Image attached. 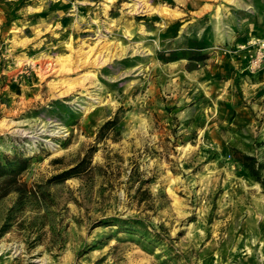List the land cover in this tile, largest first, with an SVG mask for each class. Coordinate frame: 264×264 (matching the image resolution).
<instances>
[{"label":"rangeland","instance_id":"374dc122","mask_svg":"<svg viewBox=\"0 0 264 264\" xmlns=\"http://www.w3.org/2000/svg\"><path fill=\"white\" fill-rule=\"evenodd\" d=\"M19 159L41 196L0 197V264H264V0H0Z\"/></svg>","mask_w":264,"mask_h":264},{"label":"trees","instance_id":"16d2710c","mask_svg":"<svg viewBox=\"0 0 264 264\" xmlns=\"http://www.w3.org/2000/svg\"><path fill=\"white\" fill-rule=\"evenodd\" d=\"M119 120H107L99 129L97 141L102 140L106 134L115 129ZM97 151L96 146H91L87 149L86 153L82 158L77 160L75 163L70 165L68 168L62 172L50 177L48 183H62L71 179L73 177H86L88 175H94L97 166L93 165V155ZM246 161H254V158L250 156H245ZM61 158L54 159V162L60 161ZM5 164L0 163V197H5L11 192H16L19 195V200H23L27 195L33 194L39 196V191H41V185L37 186V189H29L25 182H19V174L26 170L28 160L19 159L17 164H12L11 160H5ZM244 166L249 171L250 175L255 179L264 183L262 180L259 169L256 168L253 162H244ZM143 187L138 189V195H150L146 190H142ZM41 196V195H40ZM147 198L143 196L139 199L140 202L146 201Z\"/></svg>","mask_w":264,"mask_h":264}]
</instances>
